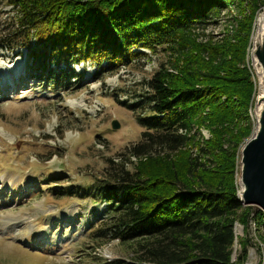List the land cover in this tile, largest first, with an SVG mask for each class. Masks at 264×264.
Here are the masks:
<instances>
[{"label":"trees","instance_id":"trees-1","mask_svg":"<svg viewBox=\"0 0 264 264\" xmlns=\"http://www.w3.org/2000/svg\"><path fill=\"white\" fill-rule=\"evenodd\" d=\"M228 3L7 0L18 15L0 28V47L25 49L36 72L52 65L50 77L59 82L68 71L76 74L72 64L94 66L95 76L103 78L146 57L141 49L171 56L141 91L121 101L142 126L140 139L127 148L132 157H143L141 164L126 169L110 159L104 178L59 191L104 202V219L91 222L99 221L98 235L135 245L136 257L102 264H246L250 240L235 235L236 223L247 231L253 222L264 249V211L244 205L236 183L240 143L252 128L248 108L254 83L245 63L249 31L205 45L191 37ZM235 104L245 124L234 119ZM205 120L213 135L198 151L211 156L212 165L195 160L187 175L178 172L165 158L189 144L197 134L193 127ZM154 165L158 171L148 169ZM235 237L239 249L232 260Z\"/></svg>","mask_w":264,"mask_h":264},{"label":"rangeland","instance_id":"rangeland-1","mask_svg":"<svg viewBox=\"0 0 264 264\" xmlns=\"http://www.w3.org/2000/svg\"><path fill=\"white\" fill-rule=\"evenodd\" d=\"M227 3L208 24L192 30L191 37L196 45H205L223 35L233 40L243 29L249 31L245 63L254 83L248 108L252 128L238 151L235 168L239 189L240 149L256 126L254 108L260 77L251 50L256 22L264 14V0ZM16 15L17 10L7 0H0V28ZM141 50L146 57L116 73L98 78L94 66L72 64L78 76L68 71L59 82L50 77L52 65L36 72L25 49L12 52L0 47V264H102L136 257L135 245L99 236L103 230L99 221L91 224L97 217L104 219V202L59 191L104 178L110 159L126 169L141 164L143 157H132L127 148L140 139L142 126L121 101L141 91L153 72L171 59L166 50ZM221 101H226L225 96ZM235 110L234 119L245 124L237 104ZM113 120L119 128L111 127ZM211 128L207 120L196 124L193 131L197 134L189 144L165 160L185 175L195 160L212 165L208 161L211 156H201L198 151V144L212 138ZM148 169L158 171L156 165ZM237 230L250 240L246 264H264V249L254 223H249L247 231L242 225Z\"/></svg>","mask_w":264,"mask_h":264},{"label":"water","instance_id":"water-1","mask_svg":"<svg viewBox=\"0 0 264 264\" xmlns=\"http://www.w3.org/2000/svg\"><path fill=\"white\" fill-rule=\"evenodd\" d=\"M251 56L260 77L259 89L254 108L255 131L240 149V175L238 197L244 205L257 206L264 211V29L256 30ZM117 120L111 127L119 128Z\"/></svg>","mask_w":264,"mask_h":264},{"label":"bare ground","instance_id":"bare-ground-1","mask_svg":"<svg viewBox=\"0 0 264 264\" xmlns=\"http://www.w3.org/2000/svg\"><path fill=\"white\" fill-rule=\"evenodd\" d=\"M260 17L258 18L257 22H256V27H257V31L259 32L260 30L264 29V14L259 15ZM263 92V88L260 87V89L258 90V95L261 94ZM257 96V95H256Z\"/></svg>","mask_w":264,"mask_h":264},{"label":"built area","instance_id":"built-area-1","mask_svg":"<svg viewBox=\"0 0 264 264\" xmlns=\"http://www.w3.org/2000/svg\"><path fill=\"white\" fill-rule=\"evenodd\" d=\"M238 226H239V224H235V226H234V231H235V235H238V230H237V228H238ZM233 245H234V252H233V256H232V260H234L235 259V249L237 248V246H238V240H237V237H235V239H234V242H233Z\"/></svg>","mask_w":264,"mask_h":264}]
</instances>
